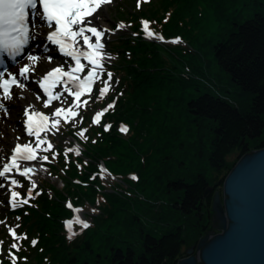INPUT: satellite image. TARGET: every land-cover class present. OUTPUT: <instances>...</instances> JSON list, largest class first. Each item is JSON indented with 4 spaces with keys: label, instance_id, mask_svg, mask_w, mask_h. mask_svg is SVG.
I'll return each instance as SVG.
<instances>
[{
    "label": "trees",
    "instance_id": "1",
    "mask_svg": "<svg viewBox=\"0 0 264 264\" xmlns=\"http://www.w3.org/2000/svg\"><path fill=\"white\" fill-rule=\"evenodd\" d=\"M186 1L184 10L192 12L203 2L225 24L222 39L211 46L213 58L205 54L207 41L193 40L194 30L180 25L181 7L163 26L160 11L151 13L156 33L184 37L172 46L142 36L135 7L122 12L131 20V35L111 42L113 59L106 67L116 89L94 100L115 107L86 140L77 135L80 155L57 152L48 165L50 178L41 180V194L18 212L38 242L23 243L15 252L20 264H177L210 231L213 198L216 191L223 195L227 175L244 155L264 148V0ZM160 3L159 10L168 11L180 0ZM160 46L172 54L169 60L160 55ZM213 64L220 72L211 71ZM235 94L251 96L248 110ZM104 124L111 125L108 131ZM196 159L207 160L216 177H207L200 164L194 169ZM101 164L110 175L100 171ZM210 186L215 191L206 195ZM68 202L95 209L84 213L90 227L72 239L64 224L74 216ZM147 221L167 230L156 237Z\"/></svg>",
    "mask_w": 264,
    "mask_h": 264
},
{
    "label": "snow or ice",
    "instance_id": "2",
    "mask_svg": "<svg viewBox=\"0 0 264 264\" xmlns=\"http://www.w3.org/2000/svg\"><path fill=\"white\" fill-rule=\"evenodd\" d=\"M112 2L113 0H0V66H3L0 70V90H2L0 91V122H2L3 116L9 112L5 102L13 99V87L19 90L18 98L25 99L23 93L28 90L25 81L29 80L31 75L35 73L37 64L41 60H46L48 63L52 62L53 57L48 54L49 44L55 46L59 54L66 59L61 65L47 70L36 80L39 89L47 97V100L43 102V107L48 108L53 101L60 100L64 93L73 97V103L70 107L67 109L57 107L51 116L39 111L35 104H29L23 108L24 119L22 123L26 135L33 139L21 144L19 143L20 137L17 136L10 154L0 152V188H5L7 185V193L11 197L8 203L13 210L18 206L29 205L30 200L41 194L35 192L36 182L32 180L26 195L21 197V193L14 189L23 187V185L14 178L13 173L29 180L31 179L30 174H36L38 170L27 166V164L38 159L48 160L47 156H38L40 151H50L53 148V145L48 141V134H54L53 130L58 131L57 126L61 119L70 122L68 120L69 115L75 121L79 112L74 111V109H78L81 103H88L87 100L81 101V97L85 94L91 95L93 83L105 74L106 79L101 81L104 86L99 88L97 99L105 98L110 90L113 73L107 71L105 65L113 57L104 51L105 43L103 40L106 34L115 35L126 25L120 22L113 30L103 23L98 26L93 22V19L89 18L94 17L97 21L101 20L97 14L104 6L111 5ZM139 7L140 0L137 2V8L139 9ZM141 23L146 38L163 41L162 36L149 30L148 21L142 20ZM130 26L127 25V27ZM133 35H139V33H133ZM40 37L47 41L43 45L42 53L39 55L29 53L25 56V49L29 41ZM170 42L173 44L180 43V39L176 38ZM4 57L11 60L13 65L18 63V57H23L26 62L19 66L18 72H10L7 65L4 64ZM57 87L62 90L55 92L54 89ZM35 98L37 101L42 99L40 95H36ZM61 102L67 103V99ZM114 107L115 103L112 102L97 111L92 119V124L99 125L102 117ZM62 114L64 115L62 116ZM75 122L80 123L81 121ZM103 127L105 131H108L111 125L104 124ZM119 130L123 133L128 131L124 126ZM86 132L87 129H82L77 135L86 140ZM3 136V131H0V139ZM45 145L46 147H41ZM69 152L77 156L80 154L78 148H69L64 153L66 158ZM55 155L54 153L53 159H55ZM100 171L104 172L105 170L101 168ZM95 178V176L92 177V179ZM131 179L137 180L138 177L133 175ZM66 207L74 213L82 211L74 208L71 202H68ZM16 219L19 220L20 217H16ZM0 223H5V221H0ZM74 224L79 225L82 229L90 227L79 215L74 216L73 219L65 222L69 239L76 235L73 231ZM17 228H19V224L15 227H8V233L12 239L8 252L10 264H17L18 260L12 249L19 252L22 247L20 242L28 240L26 233L17 234ZM30 243L35 247L38 242L33 239ZM2 244L3 241H0V245ZM24 260L26 261V258Z\"/></svg>",
    "mask_w": 264,
    "mask_h": 264
},
{
    "label": "rangeland",
    "instance_id": "3",
    "mask_svg": "<svg viewBox=\"0 0 264 264\" xmlns=\"http://www.w3.org/2000/svg\"><path fill=\"white\" fill-rule=\"evenodd\" d=\"M159 1V3H158ZM160 1L161 0H148V2H146L145 4V0H140V4L142 6L139 7V9L137 8V2L138 0H113L111 5H106L104 6L97 15H99L101 17V20L97 21L95 20L94 17H91L89 19H93V22L96 23L98 26L101 25V23H103L104 25H106L107 27L115 30V27L117 24H119L120 22H123L126 27L120 31H117L115 33V35H109L106 34L105 38L103 40V42L105 43V50L111 57V42H113L114 40H117L123 36L129 37L131 35V32L129 31L130 27H127V25H131V20H129L127 18V16H125L126 12H129L130 10H133L134 7L139 11V17H140V21H148L149 22V30L153 31L154 33H156L157 29L154 28V18H151V13L156 12V11H160L159 15L161 16V26H163L164 24H166L170 19L173 18L174 14H175V9L177 8H182V10L178 11L177 17L179 18L180 22H181V26H184L185 24V29H192L194 31V36H193V40H199L201 42H206L207 41V49L205 51L206 56H208L209 58H213V52H212V44L218 42L219 40L222 39V35L225 33V31L227 29H225V24L223 23H218L217 20L215 19V16L212 12V10L209 8L208 4H205L203 2L199 3V6L195 9H193L192 12L186 11L184 10L185 6L187 5V1L186 0H180L179 5L175 4L174 8L169 9L168 11H166L164 9V6H162V9L159 10L160 8ZM203 1V0H201ZM239 6V5H238ZM120 12V15H119ZM159 16V17H160ZM236 27V26H235ZM237 28V27H236ZM47 31V30H45ZM142 31V35L144 38H146L145 33ZM185 34L187 32H184ZM160 36L163 37V41L161 40H157V39H148L146 38L148 41L153 42V43H158V44H162V45H167V46H172L173 43H171L170 41L179 38L180 41H183L184 37L182 36V34H177L175 36H173L172 38H168L166 37V35H164V33L161 31L160 34L156 33ZM42 40V42H41ZM187 40V39H186ZM40 41V42H39ZM172 44V45H169ZM183 44V43H182ZM43 45H44V39L43 37H40L38 39H34L32 40V45L30 50L28 51L27 54L31 53L33 50H40L43 51ZM49 48V53L50 55H52L53 60L51 63H48L46 60H41L36 67V71L35 73H33L30 77L29 80L26 81V87H27V91L30 94V97H33V99L38 103V110L41 109V111L43 112H47L49 115H52L53 110L57 107H64V108H68L72 105L73 103V97L68 96L67 93H64L63 96H61L60 100H56L53 101L51 103V105L48 108H44L43 107V102L46 101V99H44L38 90V84L36 83V80L39 79L40 76H42L43 74H45V72L47 70H50L51 68L57 67L59 65H61L64 62V59L60 58L58 56V52L54 49H52L51 47ZM201 51H203L201 48H198ZM42 53V52H41ZM160 55L165 57V59L169 60V58H171V55L165 47H161L160 46V51H159ZM25 62V60L23 59L19 64L16 65V67H14V71L18 72L19 66L22 65ZM112 62V59L106 63V67L109 63ZM211 71H213L214 74H216L217 72H220L218 67L216 66V64H213L211 66ZM103 79H106V74L101 77L100 79H98L97 81L94 82V88L95 90H97V88H101L103 87V83L101 82ZM227 84H229V80H226ZM116 89V82L114 81V79L111 82V87L109 92L106 94V96L108 94L114 93ZM62 89L60 88V91ZM92 89V93L91 95L86 94L85 97L83 99H81V101L83 100H87L89 103V106H87L86 104H82L78 109H74V111H78L79 115L77 117H75V121H81L80 123H76L75 121L72 120V117H68V120L70 122H67L68 124H70L71 128H74V130H72L71 132H67L64 129H61V123L65 122L63 119H61L60 124L57 126L58 127V131L57 130H53L54 134L49 133L48 134V141L53 145L54 147H59L60 148V153L64 154L67 149L69 148H78L79 152L81 154V146H79L78 144H76V138L77 137V133L79 131H81L82 129H87V132L85 133V135L87 136L89 131L92 128H97L99 125H94L92 124V119L95 115V113L101 109H103V107H101L100 105H98L97 103L91 101L89 102V98H93L96 94V91ZM233 90H235V88H233ZM150 95H153V92L150 89ZM13 94V99L11 101H6V107L9 109V112L6 116H3L2 118V122H0V131H3L4 136L2 139H0V152H2L3 154H10L12 151V148L14 146V143L16 142L15 137L19 136L20 140L19 143H26L29 140L33 139L31 137H28L26 135L25 132V128L24 125L22 123L24 117H23V108L27 105H29L28 100L29 97L26 95L25 99L21 100L18 98V92L15 90L12 92ZM98 94V91H97ZM96 94V95H97ZM36 95H40L42 97V99L40 101L36 100ZM105 96V97H106ZM235 99L237 100V102H239V104L241 105V108L243 110H248L249 106L252 102V98L251 96L248 95H243L240 96L239 94H235ZM67 99V103H62L61 101ZM85 109L89 110V113H86ZM87 116H89V120L86 118ZM104 117H102L101 122H103ZM88 124V125H87ZM124 125H121L119 128H121ZM125 127V126H124ZM14 129V131H13ZM73 132V133H72ZM80 138V137H79ZM41 147H46L45 146H41ZM50 151H40L38 153L39 157H43V156H47L48 154L50 156H53L54 152H52L50 154ZM72 152H69L67 156H71ZM79 154V155H80ZM75 155V154H74ZM235 157V156H234ZM73 159V160H72ZM70 160L71 163H73L75 160V158H72ZM234 159V158H233ZM77 163V161H76ZM200 164V165H199ZM31 165H36L39 167V171L35 174V177H31V179H26L25 177H21L18 174L13 173L14 176H16L15 179H17V181L23 185V187L20 188H16L14 190H17L21 193V197H24L26 195V191L27 188L30 187L31 185V181L34 180L36 182V185L39 184V181L41 179H44L46 177L50 178V167L46 168V161H43L42 159H38L37 161L33 162V164ZM199 165V168L201 169V171L203 173H205L207 175V177L209 178H215L216 177V173L207 165V160L202 161V162H197V159L195 160L194 164L192 165V167L194 169H197ZM46 166V167H44ZM102 166H105L104 164H101L100 167L102 168ZM106 167V166H105ZM40 169H43L42 171ZM100 179L103 181V183L106 185V187H110L111 185V180H109V178H107L105 176V174H102V177H100ZM106 179V180H105ZM214 189L216 188L215 186H213ZM223 188V187H222ZM39 189H35V192H37ZM34 192V194H35ZM11 199L10 194L7 193V185L5 188H0V221H5V223H0V241H3V244L0 245L2 247V250L0 251V259L4 260V261H8L10 262L9 256H8V252H9V246L12 243V239L11 236L8 233V227H15L17 224H19V228H17V234H27L28 236V240L26 241H21V245H23V243H30L31 240H36V238L32 235V233H30L28 231V229L26 227L23 228V216H20L19 214H17V210L20 209L22 206H18L15 210L12 209L11 205L8 203V201ZM212 208V207H211ZM78 209H81L82 211L79 213H74V216L79 215V217L86 221L89 225L91 224V219L84 217V213L85 212H93V209H91L90 207H84L82 206L81 208L78 207ZM95 214V213H94ZM16 217H20L19 220L16 219ZM74 218V217H73ZM70 218V219H73ZM34 220H32L28 225L32 224ZM65 222V220H64ZM147 227L146 229H149L148 231H151L156 237H160L163 232H165L167 230V227L165 226H159L157 224H154L152 221H147ZM82 229L79 225L74 224L73 225V231L77 234L78 230ZM216 231V233H218V231L216 229H214L211 226L210 231ZM65 232L67 233V235H69L66 227H65ZM76 236V235H75ZM74 236V237H75ZM115 240V239H113ZM141 241V230L138 229V245L139 242ZM194 246V245H193ZM191 247V246H190ZM12 251H15V249H12ZM21 260H17V263L20 264Z\"/></svg>",
    "mask_w": 264,
    "mask_h": 264
},
{
    "label": "water",
    "instance_id": "4",
    "mask_svg": "<svg viewBox=\"0 0 264 264\" xmlns=\"http://www.w3.org/2000/svg\"><path fill=\"white\" fill-rule=\"evenodd\" d=\"M222 193L215 192L210 216L218 233L207 231L177 264H264V148L236 163Z\"/></svg>",
    "mask_w": 264,
    "mask_h": 264
},
{
    "label": "bare ground",
    "instance_id": "5",
    "mask_svg": "<svg viewBox=\"0 0 264 264\" xmlns=\"http://www.w3.org/2000/svg\"><path fill=\"white\" fill-rule=\"evenodd\" d=\"M39 42H40V41H39ZM41 42H42V40H41ZM45 43H47L46 40H44V44H45ZM41 52H42V51H40V50H33L31 53H32V54H37V55H39V54H41ZM25 62H26V61H25ZM25 62H24V63H25ZM10 72H14V71L11 69ZM6 78H7V77H6ZM25 83H26V81H25ZM15 90L19 93V90H18V89H15V88L13 87L12 92L15 91ZM0 91H2V90H0ZM23 95H24V96L27 95V96L29 97V100H28V103H29V104H35V106L38 108V106H39L38 103L33 99V97H30V96H29L30 94L28 93V91L24 92ZM27 166H29V167H33V168H35V169H37V170L39 171V167L36 166V165L27 164ZM38 171H37V172H38ZM37 172H36V173H37ZM30 177H33V178H34V177H35V174H34V175H33V174H30ZM14 178H16V176H14Z\"/></svg>",
    "mask_w": 264,
    "mask_h": 264
}]
</instances>
